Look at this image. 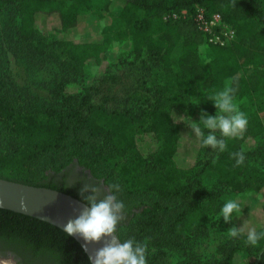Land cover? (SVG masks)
<instances>
[{
	"label": "trees",
	"instance_id": "trees-1",
	"mask_svg": "<svg viewBox=\"0 0 264 264\" xmlns=\"http://www.w3.org/2000/svg\"><path fill=\"white\" fill-rule=\"evenodd\" d=\"M119 1L122 9L111 23L121 27L128 16L135 17L131 39L136 58L146 54L164 62V79L153 100L145 99L150 106L138 111H109L92 103L90 88L74 90L82 84L86 65L103 63L112 37L51 41L45 33L50 25L55 28L48 23L54 17L63 34L80 31L82 18L101 9L102 0H0V14L7 15L0 27V178L81 200L79 189L89 182L86 176L76 180L75 169L82 167L106 186L118 179L129 197L153 198L151 204L140 202L128 210L129 223L120 224L133 225L130 232L122 236L117 229L121 239L146 241L151 264L165 259V246L185 251L196 237L221 225L237 227L240 234L223 243L221 258L210 264H264V240L249 246L248 231L236 214L229 222L217 218L227 193L264 190V0ZM199 9L208 20L219 16L234 31L230 45L209 42L198 25ZM180 42L183 52L173 65L170 57ZM204 50L211 55L207 61L201 58ZM20 67L55 75L48 103H39L18 83ZM196 87L202 89L199 106L207 112L215 110L208 97L225 88L232 89L235 101L261 98L253 110H242L248 117L246 129L225 138V150L200 144L194 164L184 168L176 161L184 126L174 113L189 111ZM149 135L157 149L144 154L140 139ZM249 140L254 145H248ZM239 152L245 159L237 165L233 153ZM207 171L216 176L211 185L203 181ZM165 203L179 211L163 226L161 216L169 208ZM262 229L264 225L256 230ZM155 239L160 253L149 257L148 246ZM88 257L62 229L0 208V259L15 264H90Z\"/></svg>",
	"mask_w": 264,
	"mask_h": 264
},
{
	"label": "rangeland",
	"instance_id": "rangeland-1",
	"mask_svg": "<svg viewBox=\"0 0 264 264\" xmlns=\"http://www.w3.org/2000/svg\"><path fill=\"white\" fill-rule=\"evenodd\" d=\"M109 3L110 11L106 10V6ZM111 4V5H110ZM102 8L96 10L86 18H82L80 24V31H73L68 35H65L60 30V24L57 17L49 19V25L54 24L55 28H48L45 31L46 35L51 41L55 40H72L75 42L85 41H100L103 35H108L113 38L111 45L105 55V60L101 65L89 63L84 68L82 77V84L74 88V90H80L83 87L91 89L92 103L95 105L104 106L109 111L117 110L122 111L124 109H130L132 111H138L139 108L149 107L151 103L145 102L146 98L150 101L153 100L154 90L158 86L159 82L164 79V62L160 59H150L144 54L141 58H136L133 53V45L131 39V32L135 22L134 16H128L123 20V25L119 27L118 23H111L112 20H116L119 17L122 9L121 2L119 0H102ZM183 14H186L184 11ZM7 21L6 14H0V27ZM224 31H226L223 28ZM183 44L180 42L171 54L170 61L174 65L177 59L182 55ZM201 58L203 61H207L211 58L208 51L202 52ZM54 69L51 68L52 71ZM109 76V77H108ZM107 80H103L106 79ZM112 77L114 78L112 80ZM18 83L27 89L35 96L36 100L41 103H48L51 100L49 92V86L56 82L55 75L47 70L39 71L33 70L27 67H20L17 72ZM229 85V83H227ZM202 94L201 87H196L191 94V102L189 111L187 113H181L177 111L174 113L175 120L184 126L183 138L180 145L178 157L176 159L179 167H191L198 155L200 140L192 131L191 119L199 121L201 116V108L199 106L200 96ZM139 97L142 100H138ZM261 98V95H255L253 98L243 99L235 101L239 104L240 109H246L251 111L255 108L256 102ZM213 112H207L214 114ZM264 123V113L261 114ZM208 131L207 129H203ZM243 133V132H242ZM242 133L238 134L241 135ZM217 135L220 133L217 131ZM264 140V133L261 136ZM140 147L144 154H149L157 149V142L151 135L142 137ZM248 145H254V142L249 140ZM77 179L83 178V176L90 177L91 183H99L101 186V195L104 196L108 191L104 181L98 182L93 179L90 172L85 171L82 167H76ZM56 179H61L60 176H55ZM203 181L206 185H211L216 182V176L211 171H207L203 177ZM118 182L121 185V191L117 193L118 198L125 203L124 220L123 223H129L130 217L128 210L140 202L151 204L153 198L149 196H134L129 197L124 193L123 186L118 179L111 183ZM233 199L238 202L240 209L236 214V221L241 224L244 230L257 229L264 225V190L261 192L248 191L244 193L229 192L223 197L224 203ZM169 208L164 211L162 219V225H167L173 216L179 211V208L173 204H167ZM133 225L125 226L119 224V233L124 236L131 231ZM231 227L219 226L215 229H211L203 232L196 237L191 243V247L185 251H178L174 247H164L166 252L165 259L158 264H210L214 260L221 258L220 246L227 242L231 237L228 234V230ZM148 246V256L152 257L160 253V243L155 240H151ZM151 264L150 259L147 260ZM253 261V260H252ZM0 264H15L12 260H0Z\"/></svg>",
	"mask_w": 264,
	"mask_h": 264
},
{
	"label": "clouds",
	"instance_id": "clouds-1",
	"mask_svg": "<svg viewBox=\"0 0 264 264\" xmlns=\"http://www.w3.org/2000/svg\"><path fill=\"white\" fill-rule=\"evenodd\" d=\"M208 100L212 101L216 111L209 114L201 110L199 121L191 120V129L199 138L200 144L205 148L223 151L226 148V139L242 133L248 124V117L234 100L231 88L210 95ZM203 129H207V133ZM217 131L220 136H217ZM236 164L244 162L243 152L233 153ZM108 191L103 198H99L101 191L99 183L86 182L79 189V195L85 207L78 215L68 219L62 227L67 236L76 235L83 241L82 247L85 251L88 245L98 243L102 239L110 237V241L95 250L94 255H89L90 264H147V243L138 241L134 237L121 239L117 235V227L124 220L123 210L125 203L118 198L117 193L121 191L118 182L107 185ZM240 205L236 200H227L219 212L217 218L221 217L225 222L233 218V213L239 211ZM230 237H238L240 231L237 227L228 230ZM264 240V229L257 231L250 229L247 234L246 243L249 246H258Z\"/></svg>",
	"mask_w": 264,
	"mask_h": 264
},
{
	"label": "water",
	"instance_id": "water-1",
	"mask_svg": "<svg viewBox=\"0 0 264 264\" xmlns=\"http://www.w3.org/2000/svg\"><path fill=\"white\" fill-rule=\"evenodd\" d=\"M84 207V202L64 192L0 178L1 209L38 218L62 229L63 224L78 215ZM72 237L82 246L83 241L80 237L76 235ZM110 239L107 237L98 243L88 245L85 252L88 256L94 255L95 250L108 243Z\"/></svg>",
	"mask_w": 264,
	"mask_h": 264
},
{
	"label": "built area",
	"instance_id": "built-area-1",
	"mask_svg": "<svg viewBox=\"0 0 264 264\" xmlns=\"http://www.w3.org/2000/svg\"><path fill=\"white\" fill-rule=\"evenodd\" d=\"M197 21L200 30L207 36L210 43L228 46L233 42L235 38L234 31L229 26L222 23L219 16H213L211 20H208L205 11L199 9ZM223 28L226 31H224Z\"/></svg>",
	"mask_w": 264,
	"mask_h": 264
},
{
	"label": "flooded vegetation",
	"instance_id": "flooded-vegetation-1",
	"mask_svg": "<svg viewBox=\"0 0 264 264\" xmlns=\"http://www.w3.org/2000/svg\"><path fill=\"white\" fill-rule=\"evenodd\" d=\"M76 173H77V172H76ZM87 178H88L89 182L91 183V182H92V181H91V178H90L89 176H88ZM98 197H99V198H103V196L101 195V193L98 194ZM0 260H1V259H0ZM2 260H3V259H2Z\"/></svg>",
	"mask_w": 264,
	"mask_h": 264
}]
</instances>
